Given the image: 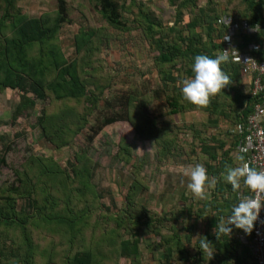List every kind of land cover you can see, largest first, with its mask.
Returning <instances> with one entry per match:
<instances>
[{
    "label": "trees",
    "instance_id": "obj_1",
    "mask_svg": "<svg viewBox=\"0 0 264 264\" xmlns=\"http://www.w3.org/2000/svg\"><path fill=\"white\" fill-rule=\"evenodd\" d=\"M22 1L0 0V92L18 93L19 101L11 118L14 126L19 119H30L38 113L36 126L46 142L56 150L77 145V134L87 129L90 119L79 114L72 102L85 98L91 109L100 102L95 94L90 92L88 96L86 90L85 67L95 64L93 72H96L98 65L90 55L92 50L95 52L91 44H96L98 51L104 41L108 44L113 39L109 36L111 32L119 33V42H122L139 30L149 44L160 71V81L163 85H175L174 97L167 99L169 113L175 117L191 112L207 116L206 121L187 124L185 130L191 135L193 152L178 155H197L199 149V155L209 158L205 168L208 175L216 179V184L203 199L184 190L179 209L162 215L140 201L150 192V187L141 178L145 160L137 161L131 164L135 177L124 206L119 209L122 214H118L103 202L106 197L94 183L98 167L88 149L79 150L67 169L56 158L43 159L30 148L24 164L13 169V183L0 187V226H7L0 227V236L8 237L6 245L0 243V264H55V261H62V264H145L141 233L159 238L151 245V261L156 264H256L249 247L239 240V235L244 233L242 230L233 227L229 236L219 238L214 231L217 223L230 215L232 206L239 202L238 194L252 195L242 182L241 188L233 191L222 175L228 167H241L245 162L244 159L239 163L235 160L238 137L230 135L231 145L217 139L216 134L209 137L213 142L206 137L210 129L219 130L223 124L234 127L248 119L254 104L251 81L238 64L226 59L221 67L230 77V84L211 96L206 105L188 102L182 95V87L176 85L183 86L182 81L193 75L195 55H223L221 40L225 29L217 24L221 16L231 15L238 22L247 20L253 25L262 23L264 0H157L165 3V11L171 12L167 21L162 19V12L156 14L150 10L149 3L154 0H81L78 6L80 0H56L54 10L35 17L24 11ZM74 9L84 17V23L74 40L71 39L74 53L67 57L64 43L68 34L65 31L73 23L71 10ZM88 14H94L96 20L103 23L102 27L87 24L91 21ZM244 40L245 44L260 41L246 37ZM260 55L264 61V48ZM133 100L130 95L123 96L122 111L110 112L101 125L92 129L94 135L88 137L89 141L106 126L132 121ZM38 104L40 110H37ZM52 106L57 109L61 106L62 110L50 114ZM149 112L145 116V130L137 127L136 131L143 140L154 144L158 159L168 162L179 151L176 144H172L175 133L170 129L174 134L171 132L170 141L162 138L159 121ZM72 123L80 125L70 137ZM28 125L30 123L25 124V131ZM164 125L167 127L161 130L171 128L168 123ZM21 137L16 134L15 143L6 146L0 158V171L8 167L7 155L15 150ZM121 141L117 159L129 165L135 160L134 150L124 138ZM39 181L51 186L49 194L56 192L60 200L63 198L55 211L50 212L39 199L43 194V200H50L41 192ZM97 213L103 217L104 227H88L91 216ZM129 217L131 225L127 224ZM112 222L116 223L115 227ZM42 223L56 225L60 231L56 234L57 242L50 249L45 248L47 253L42 254L39 261L33 255L35 245L29 227ZM101 229L107 233L100 234ZM246 235L251 236L252 232ZM204 238L209 242L206 248L201 245ZM83 241H86L84 247L81 246Z\"/></svg>",
    "mask_w": 264,
    "mask_h": 264
},
{
    "label": "rangeland",
    "instance_id": "obj_2",
    "mask_svg": "<svg viewBox=\"0 0 264 264\" xmlns=\"http://www.w3.org/2000/svg\"><path fill=\"white\" fill-rule=\"evenodd\" d=\"M79 2L81 0L77 1V6L80 4ZM22 3L24 11L29 12L34 17L48 10H54L56 7V0H23ZM149 7L153 13L160 14L162 12V19L164 21L170 18L171 12L165 11L166 5L164 2L154 0L152 3H149ZM71 15L73 16V23L67 26L65 31L68 34L64 43L67 57H72L74 48L71 45V39L74 40L75 33L78 32V29L84 23V17L80 12L74 9L71 10ZM87 16L88 19H91L87 24H94L99 28L102 27L103 23L96 20L94 14H88ZM128 16L131 19L134 18V15L128 14ZM109 36L113 37V39L108 44V41H104L98 51L97 45L91 44L95 46H93L95 52L92 50V54L90 55H92L96 65L98 64L97 71L93 72L95 64L85 67L84 70L87 95L90 96V92L95 94L100 100L98 106L91 109V106L89 107L86 104L85 98L72 102L79 114L86 115L90 119L87 129L83 133L81 131L77 134V145L63 150H56L50 143L46 142L41 135V129L36 126L38 113L34 114L30 119H19L17 126H14L11 123V118L19 101L18 93L10 90L0 92V158L6 146L15 143V135H22L16 143V147L14 146L15 150L7 155L6 159L10 166L8 165V167L0 171V187L5 183H13V169H17L24 164L29 156L30 148L34 150L35 154L41 155L43 159L50 156L56 158L67 169H70L69 161L74 159L75 154L82 148H86L92 160L97 163L98 168L94 183L97 185L98 191L106 197L103 202L108 207H111L118 214H122L119 209L124 206L128 189L135 177V168L131 164L145 160L141 178L148 183L150 192L142 197L140 201L156 213L160 212L162 215L172 213V211L179 209V199L184 190L189 191L187 189V183L189 182L187 173L190 168L195 166L197 162H201L200 164L206 167V163L209 162L207 156L198 154L201 153L199 149L197 151V155L199 156L178 155L180 152H193L191 135L185 130L187 124L206 121L207 116L200 112H191L175 117L169 113L167 99L174 97L176 92L174 89L175 85L172 83L169 86L163 85V82L160 81V71L156 66L146 37L141 31L136 30L132 32L130 36H126L128 40L122 42H119V33L114 34V32H111ZM176 86L178 88L182 87ZM128 95L134 98L130 111L133 120L116 122L115 124L106 126L101 132L99 131L97 136H94V139L89 141L88 137L94 135L92 129L99 124L101 125L104 119L110 115V112L122 111V97ZM64 105L63 103V107ZM40 109L41 105L38 104L37 110ZM57 110L60 112L62 107L60 106L57 109L55 106H52L49 113L51 114ZM148 112L151 117L159 121L157 122L160 132L163 134L162 138L164 137L170 141V139L172 140L171 132L172 134L173 131L175 133V136L173 134L174 140H172V144L174 146L176 144V148L179 151H176L175 156H171L168 162L158 159V150L154 144L143 140L136 131L137 127H140L142 130H145L147 127L145 116H147L146 113ZM28 123L30 125L26 128L28 130L25 131V124ZM164 123H168L171 128L165 130L167 125L165 126ZM79 125L71 124L69 127L71 128L70 137ZM223 125L219 130H208L206 137L210 142H213L209 137H211V134H216L218 136L217 139L225 140L227 144L231 145L233 141L230 138L229 130L232 126ZM164 126V130H161ZM122 138L134 150L135 160L129 165L121 163L117 159V152ZM237 155L239 156L236 145L235 160L239 163L241 156L238 158ZM38 184L40 185L41 192L46 193L50 200L49 202L43 200L45 197L43 194H40L39 199L49 207L50 212L55 211L63 198L60 200L56 192L49 194L48 192L52 190L51 186L45 184L44 181H39ZM18 203L22 205L21 201H18ZM117 219L119 221V216ZM90 220L91 222H89L88 227H104V225L102 226L103 217L100 216V213L93 214ZM127 221V224L131 225L130 217ZM112 226L115 227L116 223L112 222ZM122 226L125 227L124 225ZM0 227L7 226L2 225ZM110 229L111 227L109 228V233L111 232ZM29 230L32 242L35 245L33 255L37 260L40 256L42 258V254L47 253L45 252V248L47 249L48 247L50 249L51 245L57 242L56 234L60 231V228L53 224L42 223L40 226L30 225ZM164 232L169 233L166 229H164ZM99 233H107V231L101 229ZM18 234L21 236V233ZM100 234L98 236H101ZM7 238V236H0V240H2L0 243L6 245L7 242L5 240ZM139 238L142 240V252L144 253L145 264H156L151 261L153 250L151 245L156 243L159 238L150 233H141ZM81 246H86V241H83ZM61 255L63 254L61 253ZM159 255L161 256V254ZM55 264H62V261H55Z\"/></svg>",
    "mask_w": 264,
    "mask_h": 264
},
{
    "label": "clouds",
    "instance_id": "obj_3",
    "mask_svg": "<svg viewBox=\"0 0 264 264\" xmlns=\"http://www.w3.org/2000/svg\"><path fill=\"white\" fill-rule=\"evenodd\" d=\"M225 60L226 57L222 54L215 57L206 54L195 55L191 68L193 75L182 81L181 92L183 97L194 105L203 106L208 103L211 96L227 87L230 84V77L221 67ZM187 175L189 176L187 189L201 199L216 184V179L210 177L207 169L199 163L192 166ZM222 175L226 182L231 185L233 191H238L242 182L252 195L244 196L232 206L230 215L217 223L214 229L217 238L221 235L229 236L233 227L242 230L245 234H250L258 220L261 209L264 208V171L244 163L241 167H228L226 173ZM208 243L206 238L201 240V245L204 248L207 247Z\"/></svg>",
    "mask_w": 264,
    "mask_h": 264
},
{
    "label": "built area",
    "instance_id": "obj_4",
    "mask_svg": "<svg viewBox=\"0 0 264 264\" xmlns=\"http://www.w3.org/2000/svg\"><path fill=\"white\" fill-rule=\"evenodd\" d=\"M217 24L225 29L221 40L223 55L238 64L243 74L250 79L251 97L254 100L253 112L248 119L232 127L229 133L238 137L237 152L243 157L244 163L264 171V61L260 55L264 48V22L254 25L247 20L238 22L226 14L217 20ZM245 37L259 38L260 41L245 44ZM242 198V194H238V200ZM239 240L249 247L256 264H264V208L261 209L252 235L242 233Z\"/></svg>",
    "mask_w": 264,
    "mask_h": 264
}]
</instances>
